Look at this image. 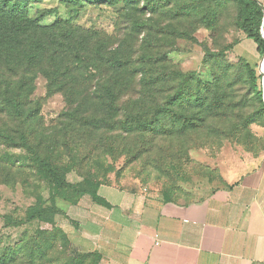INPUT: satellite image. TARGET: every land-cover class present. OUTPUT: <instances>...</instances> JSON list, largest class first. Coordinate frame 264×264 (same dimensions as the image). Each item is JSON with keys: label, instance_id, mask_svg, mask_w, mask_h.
<instances>
[{"label": "rangeland", "instance_id": "374dc122", "mask_svg": "<svg viewBox=\"0 0 264 264\" xmlns=\"http://www.w3.org/2000/svg\"><path fill=\"white\" fill-rule=\"evenodd\" d=\"M259 1L264 5V0ZM238 11L234 0H120L117 5L31 2L28 15L42 18L41 26L64 23L97 33L111 48L118 47L123 55L128 52L137 64L148 54L156 62L154 78L159 73L172 78L175 71L193 72L205 96L214 87L212 100L222 101L225 107L210 133L199 129L157 138L99 131L94 139L85 131L70 134L64 122L71 107L62 92L49 90L43 64L4 52L0 95L18 92L24 117L12 116L0 100V131L17 142L0 138V215L25 221L31 207H52L55 213L18 227L0 218V247L15 248L38 231L45 233L43 240L51 241L61 217L57 207L63 209L64 202L94 193L99 185L136 184L166 200L192 203L224 185L225 165L249 154L264 156V108L250 90L245 70L248 64L261 76L258 84L264 93V57L237 27ZM42 37L41 33L28 35V47ZM154 95L155 101L164 97L157 88ZM124 102L120 100L119 107ZM21 136L26 137V145L19 142ZM34 151L50 160L74 188L60 190L50 184L33 162ZM62 241L55 240L56 250L65 252L59 264H90L68 258Z\"/></svg>", "mask_w": 264, "mask_h": 264}, {"label": "trees", "instance_id": "16d2710c", "mask_svg": "<svg viewBox=\"0 0 264 264\" xmlns=\"http://www.w3.org/2000/svg\"><path fill=\"white\" fill-rule=\"evenodd\" d=\"M40 1L0 0V56L4 52L10 53L9 57L17 54L43 64V71L49 79V90L62 92L71 107L66 113L65 132L75 134L85 131L91 139L99 131L101 134L120 132L129 136L154 135L167 138L199 129L210 133L215 128L214 121L221 117L220 111L225 106L222 101L212 100L214 87L210 86L209 94L205 96L203 89L198 86L195 73L175 71L172 78L164 73L154 78L152 67L156 62L148 54L137 64L128 52L123 55L118 47L111 48L97 33L82 32L64 23L43 27L42 18L34 20L28 15L30 3ZM82 1L117 5L120 0ZM234 1L239 9L237 27L247 39L255 43L258 54L264 57V5L259 0ZM32 33H41L43 37L37 45L28 47L27 37ZM45 63H48V67L44 66ZM245 70L250 90L257 95L264 108V93L258 84L261 76H257L248 64H245ZM225 71L228 72V69ZM1 87L0 83V91ZM155 88L159 89V94H164L159 102L155 101ZM1 95L0 100L8 112L22 119L24 112L20 94L14 90L9 96ZM120 100H125L122 107L118 105ZM154 108L156 119H153ZM119 114L122 118L116 119L115 116ZM0 138L12 144L17 143L12 136L2 131ZM19 142L26 145V137L21 136ZM33 162L39 173L53 186L60 190L74 188L67 183L61 171L38 152L34 153ZM99 186L94 193L88 194L96 201ZM79 201L64 203L74 205ZM53 209L31 207L25 221L11 216L0 215V218L5 219L10 226L18 227L47 216L52 217L55 213ZM57 209L62 215L63 209ZM52 231L54 237L51 241L43 240L45 233L38 231L35 237H30L15 248L0 247V264H59L60 256L65 254L63 249L60 252L56 250L55 240H59V237L67 246L68 258L79 262L89 260L90 264H94L91 255H77L72 251L60 227ZM62 242L61 247H65Z\"/></svg>", "mask_w": 264, "mask_h": 264}, {"label": "crops", "instance_id": "0c3cea01", "mask_svg": "<svg viewBox=\"0 0 264 264\" xmlns=\"http://www.w3.org/2000/svg\"><path fill=\"white\" fill-rule=\"evenodd\" d=\"M203 200H166L136 184H103L58 220L94 264H264V156L225 165Z\"/></svg>", "mask_w": 264, "mask_h": 264}, {"label": "water", "instance_id": "95a60500", "mask_svg": "<svg viewBox=\"0 0 264 264\" xmlns=\"http://www.w3.org/2000/svg\"><path fill=\"white\" fill-rule=\"evenodd\" d=\"M264 80V79H263Z\"/></svg>", "mask_w": 264, "mask_h": 264}]
</instances>
